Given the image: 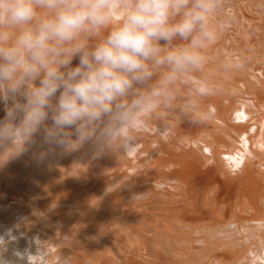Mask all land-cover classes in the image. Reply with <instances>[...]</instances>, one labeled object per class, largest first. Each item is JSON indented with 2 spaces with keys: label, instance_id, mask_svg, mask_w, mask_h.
Here are the masks:
<instances>
[{
  "label": "bare ground",
  "instance_id": "bare-ground-1",
  "mask_svg": "<svg viewBox=\"0 0 264 264\" xmlns=\"http://www.w3.org/2000/svg\"><path fill=\"white\" fill-rule=\"evenodd\" d=\"M215 19L205 122L173 108L99 156L41 132L0 166L8 264H264V0H220Z\"/></svg>",
  "mask_w": 264,
  "mask_h": 264
},
{
  "label": "clouds",
  "instance_id": "clouds-1",
  "mask_svg": "<svg viewBox=\"0 0 264 264\" xmlns=\"http://www.w3.org/2000/svg\"><path fill=\"white\" fill-rule=\"evenodd\" d=\"M219 8L220 0H0V166L41 132L50 149L87 144L99 156L126 152L135 130L173 108L177 120L205 122L212 89L201 74L219 39ZM182 86L190 93L178 104Z\"/></svg>",
  "mask_w": 264,
  "mask_h": 264
}]
</instances>
